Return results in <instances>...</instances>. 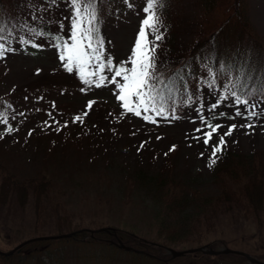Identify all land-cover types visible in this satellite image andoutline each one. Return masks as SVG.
<instances>
[{"label": "rangeland", "instance_id": "1", "mask_svg": "<svg viewBox=\"0 0 264 264\" xmlns=\"http://www.w3.org/2000/svg\"><path fill=\"white\" fill-rule=\"evenodd\" d=\"M174 1V32L167 34L162 27L164 39L156 42L159 44L158 68L174 66L189 50L204 18L201 0ZM129 2L132 7L126 0H106V13L100 21L105 56H111L114 62L130 57L144 17V0ZM2 3L0 28L4 29L5 40L0 43L15 51L6 52L0 58V99H5L0 103V115L8 121L5 124L0 120V158L19 177L49 171L62 196V210L73 215L72 228L94 229L91 225L95 222L111 228L136 226L143 231L153 230L155 235L151 232L150 236L144 235L155 238L161 226L166 227L158 224L154 216L158 213V204L166 197L170 180L179 185L177 194L188 197L186 202L190 204L199 192L211 195L218 191L215 171L230 154L250 156L254 151L264 152V115L247 119V112L241 106L244 115L229 118L235 114L232 98L221 101L220 107L209 113V106L224 94L222 86L200 81L191 100L185 97L176 108L180 119L155 117L156 123L147 122L142 118L143 112L140 117L125 112L114 85L106 83L89 89L77 73L69 74L63 68L54 37L69 39L70 0H3ZM244 7L251 32L264 47V0H244ZM61 23L63 30H60ZM30 28L45 34L35 36ZM21 37L30 42L21 43ZM32 44L42 47L34 48ZM106 74L111 77V73ZM89 101H95L91 109L87 108ZM254 102L255 111L264 109V96L256 95ZM201 105L203 109L198 115L196 110ZM200 115L224 126L208 145L203 139H193L201 135L194 129L204 127ZM76 116L82 119L76 121ZM233 123L238 127L231 136L225 137L226 147L217 154L216 164L209 167L213 145ZM246 124L254 127H239ZM9 126L13 128L11 133L7 131ZM173 146L174 150L170 151ZM139 167L148 172V177L152 176L151 182L136 176ZM11 211L3 221L6 226L0 227L1 251H9L39 232L35 230L30 209L16 212L13 205ZM246 221L244 224L250 226L253 236L256 224L252 219H248V224ZM167 223H176L174 217L169 215ZM185 227H181L183 231L189 230L191 223L188 221ZM256 237L248 242L236 240L225 248L245 251L264 261V242ZM205 245L186 244L176 250ZM221 248L224 247H215V250ZM121 249L102 248V255L96 252L91 257L83 254L93 253V249H79L82 260L79 257L78 260L80 264L155 263L150 256L141 257L128 251L126 254ZM143 250L155 254L153 249ZM187 255L171 260L175 264H194ZM76 260L75 256L69 264H76Z\"/></svg>", "mask_w": 264, "mask_h": 264}, {"label": "trees", "instance_id": "2", "mask_svg": "<svg viewBox=\"0 0 264 264\" xmlns=\"http://www.w3.org/2000/svg\"><path fill=\"white\" fill-rule=\"evenodd\" d=\"M201 4L204 18L196 29L189 50L175 61L174 66L158 68L162 80L167 81L177 73L182 77L176 79V87L179 89L175 93L176 108L182 99L191 96L194 89L197 90L198 82L207 83L208 70L217 69V59L247 62L256 70L258 78L264 73V47L250 30L244 0H201ZM102 7L103 17L106 13V0H103ZM174 7L175 1L167 0V7L163 10V28L167 34L173 33L175 29ZM225 82L226 76L220 74L215 85L222 86ZM4 102L5 99L1 98L0 103ZM48 155L51 156L50 152ZM137 170L136 176L151 182L152 176L148 177V172L140 167ZM215 179L219 185L218 191L211 195L199 192L193 196L190 204L186 202L188 197L177 194L179 185L170 180L166 197L158 204V213L154 216L158 224H165L166 227L161 226L155 238L144 235L150 236V232L155 235L153 230L143 231L136 226H117L116 229L108 227L110 232L92 234L86 230L88 228L71 227L74 223L73 215L62 210V196L49 171H39L26 178L19 177L0 158V227L6 226L4 218L12 212L14 205L16 212L24 213L27 209L32 212L35 230H39L32 237H37V234L47 236L74 232L71 237L29 243L11 255L0 254V264H69L75 256L81 262L79 249H93V253L83 254L85 257L101 253L102 248L120 250L118 239L135 249L138 247L137 250L144 252L138 255L152 257L155 259L154 264H175L169 249L186 244H207L215 249L236 243V240L244 239L248 242L255 235L258 241L264 242V152L254 151L250 156L230 154L229 159L216 169ZM169 215L174 217L177 224L167 223ZM248 219L256 224L253 236L250 235V226L244 224L246 220L249 223ZM188 221L191 227L183 231ZM97 223L91 226L99 229L97 227L105 225ZM143 249H153L155 254ZM123 252L128 254L127 251ZM187 257L192 258L194 264H252L244 256L235 254L196 252Z\"/></svg>", "mask_w": 264, "mask_h": 264}, {"label": "snow or ice", "instance_id": "3", "mask_svg": "<svg viewBox=\"0 0 264 264\" xmlns=\"http://www.w3.org/2000/svg\"><path fill=\"white\" fill-rule=\"evenodd\" d=\"M126 2L129 7L133 6L129 0ZM102 4L103 0H70L72 15L68 18L70 20L69 39H63L58 35L54 37L57 41L55 47L58 49L59 60L62 62L63 68L69 74L77 73L82 84L89 89L93 86L100 88L106 83L114 85L117 90V98L122 102L121 106L126 113L140 117L143 112L142 118L150 123L157 122L155 117L165 120H168L169 117L173 120L180 119L176 115L177 109L174 106V101L175 93L179 91L176 87V79H182V77L177 73L165 81L161 79L158 72L157 49L159 44L156 42L164 39L161 28L164 26L163 10L167 7V0H144L142 8L144 17L130 57L120 62H114L111 56H105V41L101 38L99 27L103 14ZM63 27L64 25L61 23L60 30H63ZM29 31L35 36L45 34L37 32L34 28H30ZM3 32L4 29L0 28V41L5 40ZM20 42L27 44L30 41L21 37ZM32 47L38 48L42 45L32 44ZM9 51L15 50L6 48L4 43H0V58H3ZM214 59L216 58L214 57ZM216 65V70H208L209 80L207 83L210 86L215 85L220 74L226 76V82L222 84L224 94L218 97L217 103L209 106V113L220 107L221 101L232 98L235 114L229 118L235 119V117L243 116L244 112L241 111V106L247 112V119L259 118L264 115V109L260 112L255 111L257 105L254 102L256 95L264 96V73L258 78L256 70L247 62H242L239 59L235 62L217 59ZM106 73H111V77L109 78ZM85 90V88H81V91ZM188 99L191 100V96ZM94 103L95 101H89L87 108L91 109ZM202 109L203 105L196 110L198 115ZM248 109H252V111H248ZM84 115H87V112ZM220 115L226 114L220 113ZM81 119V116L75 117L76 121ZM0 120L5 124L8 123L2 115H0ZM200 122L204 127L195 128L194 131L201 135L194 136L193 139L197 141L203 139L205 145H208L224 127L221 124L212 123L203 115H200ZM237 127L238 125L233 123L222 135H219L218 142L213 145V158L209 167L216 164L217 154L226 147L225 137L231 136ZM239 127H254V125L246 124L239 125ZM7 131L11 133L13 128L9 126ZM174 148L175 146L170 151Z\"/></svg>", "mask_w": 264, "mask_h": 264}, {"label": "water", "instance_id": "4", "mask_svg": "<svg viewBox=\"0 0 264 264\" xmlns=\"http://www.w3.org/2000/svg\"><path fill=\"white\" fill-rule=\"evenodd\" d=\"M87 231L93 233H101V232H110V228L108 227H103V228H99V229H95V230H91V229H86ZM74 235V232L71 233H64V234H58V235H47V236H37V237H33V238H29L23 242H21L20 244H18L17 246H15L13 249L9 250V251H1L0 250V254L1 255H11L14 252H16L18 249L22 248L23 246L35 242V241H40V240H48V239H60V238H65V237H71ZM116 236V235H115ZM117 244L124 250L127 251H135V252H142L141 250H137L135 248H133L132 246H128L125 245L121 240L118 239ZM170 253H171V258H176L185 254H190V253H195V252H204L207 254H212V255H220V254H235V255H241L246 257L251 263L254 264H264V261H261L253 256H251L250 254L241 251V250H234V249H230V248H222V249H213L212 247H209L208 245L202 246V247H197V248H189V249H184V250H174V249H169Z\"/></svg>", "mask_w": 264, "mask_h": 264}]
</instances>
